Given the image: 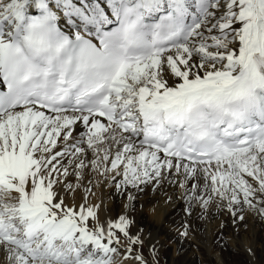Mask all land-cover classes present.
Returning a JSON list of instances; mask_svg holds the SVG:
<instances>
[{
	"label": "snow or ice",
	"instance_id": "obj_1",
	"mask_svg": "<svg viewBox=\"0 0 264 264\" xmlns=\"http://www.w3.org/2000/svg\"><path fill=\"white\" fill-rule=\"evenodd\" d=\"M157 192L264 221V0H0V264H159Z\"/></svg>",
	"mask_w": 264,
	"mask_h": 264
},
{
	"label": "bare ground",
	"instance_id": "obj_2",
	"mask_svg": "<svg viewBox=\"0 0 264 264\" xmlns=\"http://www.w3.org/2000/svg\"><path fill=\"white\" fill-rule=\"evenodd\" d=\"M144 212L139 216L141 226L159 240V264H264V221L247 216L237 231L224 216L195 221L188 237L180 238L171 230L180 219L179 202L173 209L161 204L159 214L153 216L148 207L161 199L160 193H149ZM120 196L108 198L109 207L118 210ZM225 227L220 229V221ZM250 247L253 255L245 249ZM147 255V252H145Z\"/></svg>",
	"mask_w": 264,
	"mask_h": 264
}]
</instances>
